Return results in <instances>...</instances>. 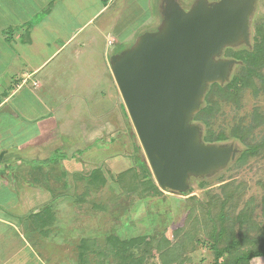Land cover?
Masks as SVG:
<instances>
[{"label":"rangeland","instance_id":"1","mask_svg":"<svg viewBox=\"0 0 264 264\" xmlns=\"http://www.w3.org/2000/svg\"><path fill=\"white\" fill-rule=\"evenodd\" d=\"M4 1L0 0V27L12 23L18 18L16 16L38 22L46 14L47 7L37 10L33 16L23 14L26 10L22 8L12 9L8 14V7L1 4ZM175 1L188 11L198 0ZM204 1L213 4L218 0ZM165 2L77 0L72 10L75 12L82 7L83 10L75 12V16L72 11L67 27L74 28L87 18H91L90 21L35 75L42 85L36 88L30 81L26 82L9 103L25 122L32 117H50L55 123L51 134L55 130L52 138L57 148L52 149L49 141L46 159L24 157L20 159L21 164L11 165L7 174L0 176V264H79L77 245L81 238L89 239L86 264H121L107 249L110 235L121 239L143 236L147 244L138 243L129 249L133 257H144L143 264H210L214 256L209 247V235L217 228L213 225L219 208L216 202L224 197L221 187L225 183L241 186L238 198L234 195L228 201L235 202L234 207H224L229 218L234 219L235 232L240 227L249 237L259 233L257 229L246 230V223L240 224L236 216L249 203L254 218L249 222L254 221L259 227L264 223V150L240 162L237 158L245 145L233 140L228 127L239 118L249 123L255 109L264 115L263 91L255 94L248 88L242 92L238 106L227 102L219 105L213 128L226 130L228 139L223 144L236 148L237 155L210 175L190 177L189 193L183 195L161 189L160 195L138 199L134 193L125 192L118 182L119 175L132 166L141 172L142 162L151 174L152 171L113 77L111 57L131 47L141 34L159 28ZM63 11L54 10L51 15L59 20L64 17ZM263 26L264 0H254L249 15L248 43L257 34V28ZM52 47L50 43L49 48ZM229 47L237 50L245 46L239 42ZM224 49L218 57L230 59L224 56ZM39 58L35 55L31 63L36 64ZM239 65L236 62L232 66L231 74L239 70ZM261 73L264 80V70ZM255 80L259 84L260 79L256 77ZM39 132L43 136L42 131ZM263 134L264 123L255 128L253 137L259 139ZM38 144L44 146L42 140ZM95 168H100L104 174V185L93 187L85 179ZM23 185L26 188L50 187L54 201L31 198L29 193L24 198V215L19 214L22 210L16 206L12 211L10 206L20 200ZM211 197L214 201H210ZM50 205L51 224H46L48 231L44 235L32 226L40 218H32L30 213ZM192 205L195 211L191 217H197V222L187 218ZM189 226L191 232H188ZM192 228L195 241L186 244L184 239L192 233ZM169 247L177 254L178 262H163L167 260L165 253L171 252ZM175 254L171 253L170 257L174 258ZM253 260L250 264H264L263 257Z\"/></svg>","mask_w":264,"mask_h":264},{"label":"water","instance_id":"2","mask_svg":"<svg viewBox=\"0 0 264 264\" xmlns=\"http://www.w3.org/2000/svg\"><path fill=\"white\" fill-rule=\"evenodd\" d=\"M254 0H198L188 11L166 0L154 32L111 57L125 108L160 189L189 188L190 177L210 175L234 159L232 145L204 143L192 117L207 86L228 79L235 59L225 47L248 44Z\"/></svg>","mask_w":264,"mask_h":264},{"label":"trees","instance_id":"3","mask_svg":"<svg viewBox=\"0 0 264 264\" xmlns=\"http://www.w3.org/2000/svg\"><path fill=\"white\" fill-rule=\"evenodd\" d=\"M47 11L48 9H46V12ZM243 45L245 47L242 49L236 50L231 47L224 49V56L235 59L236 62L240 64L239 70L234 75L231 74L232 66L236 65V63H234L230 67V76H228L225 82H214L209 84L198 111L192 117L191 121L197 124L201 130V139L204 143L223 144V142L228 139V134L224 128L218 130L213 128L215 112L219 110V105L222 102L238 106L240 104L241 94L245 89L251 88L255 94L260 91L264 92V80L261 73L262 70H264V26L263 28H257V34L252 36L251 43H243ZM256 77L260 79L258 82L259 84H256ZM263 123L264 115L258 113L257 109H255L249 123L246 124L243 118H239L228 127V133L233 140L240 141L245 145L237 158L240 162H244L249 157L255 156L264 150V134L259 139L253 137L255 128L261 126ZM142 166L143 169L141 172H138L137 168L134 166L126 169L119 175L118 182L123 185V190L125 192L129 194L134 193L138 199L151 195H160L162 191L155 182L148 166L144 162H142ZM85 179L93 187L104 185L106 182L105 176L100 168L93 169ZM240 187V185L233 186L230 183H225L221 187L224 192V197L222 200L220 199L219 202H216L219 208L213 219V225L214 227L217 226V228H213L209 235V238H211L209 247L214 256L210 264H250V261L254 258H264V223L261 225L262 227H259L256 222H249L253 218L249 211V209H252V205L249 203L246 204L243 212L238 213L236 219L240 224L246 223V230H259V233L253 237H249L240 227L239 230L235 232L233 224L234 219L231 217L229 218V214H226L224 210L225 205L234 207L232 204L235 202L230 203L228 201L231 200L234 195H237L238 198V195L241 193ZM178 193L184 195L189 192L187 190ZM193 198L194 197H191V199ZM213 198L211 197L210 201H214ZM51 200L54 201V196ZM193 206L194 205H192V207ZM50 207L51 205L45 206L43 210L30 213L32 218H40V221H37L38 223L33 222L32 226L34 229L37 227L39 233L42 234L44 232V235H46L48 231L46 229V224H51L52 212H50ZM262 210L264 216V198L262 200ZM194 211V207L189 210L187 218L194 219L197 222V217H191ZM189 219L186 221L189 222ZM193 230L194 228H192V233L184 239L186 244L195 241L196 237L193 234ZM189 231L190 226L188 232ZM107 239L109 240V247L107 249L112 251L111 254L116 260H119L121 264H143V256L133 257L132 253L129 251L131 247L138 243L147 244L143 236L121 239L117 235H110ZM88 240L87 238H81L80 243L77 245L79 248V264H86V252L87 249H89ZM245 245H248L247 248H243ZM147 250H149L148 245ZM169 250L171 252L165 253L166 255L164 257H166L167 260L163 262L166 263L168 260L170 263L173 261L178 262V256L175 254L173 248L169 247ZM171 253L172 255L175 254L174 258L170 257Z\"/></svg>","mask_w":264,"mask_h":264},{"label":"crops","instance_id":"4","mask_svg":"<svg viewBox=\"0 0 264 264\" xmlns=\"http://www.w3.org/2000/svg\"><path fill=\"white\" fill-rule=\"evenodd\" d=\"M77 0H11L4 1L8 7V14H11L12 9L20 10L23 14L35 15L37 10L43 11L47 7L48 11L45 16L38 22H32L28 17L16 16L12 23L2 24L0 27V176L3 173L7 174L11 165H19L22 163L20 159H46L48 147L50 143L52 149L57 148V142L51 130L55 129V123L49 118L35 117L25 122L24 117H20L15 107L10 106L11 100L15 99L19 90L23 85L30 81L32 86H41V82L35 79V75L39 73L42 67H45L56 55V53L64 47V45L73 39V37L81 31L82 27L90 21L87 18L83 22L77 23L76 27H67V20L73 14V3ZM82 1V0H81ZM102 2V1H101ZM9 4H12L10 7ZM3 5V6H4ZM104 6V5H103ZM64 10V17L57 20L51 14L57 10ZM83 7L76 9V13H81ZM73 11V12H72ZM14 12V10H13ZM74 12V16H75ZM57 15V13H56ZM95 15V14H94ZM93 17V16H92ZM64 18L66 20H64ZM57 20V21H56ZM7 31V32H6ZM61 31V34L59 33ZM67 31V34H65ZM60 40L61 42H57ZM50 43L53 47L50 49ZM43 53V54H42ZM40 57L36 64L31 63L32 57ZM42 55V56H41ZM13 105V104H12ZM17 107V106H16ZM43 120V121H42ZM4 122V123H3ZM4 124V125H3ZM5 128V131L1 130ZM39 131H42L43 136ZM49 135V136H47ZM54 144H52V140ZM42 140L44 146L40 147L38 141ZM49 143V144H48ZM46 149H43V148ZM3 167V169H2ZM3 170V172H2ZM2 179H0L1 181ZM10 193L14 194L13 190L9 189ZM37 197L38 199L50 200L53 198L50 187L36 188L22 186L20 200L15 204L12 203L10 209L20 208L24 215L25 204L24 198L27 195ZM23 195V198L21 197ZM27 194V195H26ZM19 196V195H18ZM30 197L28 196V199ZM11 204V203H9ZM16 206V207H15ZM35 209L33 212L39 211ZM13 211V210H12ZM20 212V211H19ZM18 214V213H17ZM255 260H261L259 257ZM254 261L253 259L250 261ZM262 263V261H261Z\"/></svg>","mask_w":264,"mask_h":264}]
</instances>
